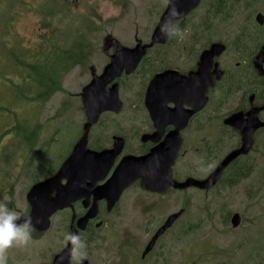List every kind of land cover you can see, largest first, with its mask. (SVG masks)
<instances>
[{
    "label": "rangeland",
    "instance_id": "374dc122",
    "mask_svg": "<svg viewBox=\"0 0 264 264\" xmlns=\"http://www.w3.org/2000/svg\"><path fill=\"white\" fill-rule=\"evenodd\" d=\"M66 4L65 0H0V203L7 204L18 216L28 205L26 195L31 186L44 179L49 170L56 172L81 137L86 122L81 94L115 52L112 41L118 40L125 47H133L139 41H150L166 7L165 0H79L71 9ZM196 16L199 22L202 18L200 12ZM247 19L243 16L229 21L212 38L211 42L221 39L229 46L222 59H242L235 53V42L240 26ZM74 21H78L81 27L69 25ZM187 30L182 32V39L177 37L180 42L176 43L175 49H169L167 61L151 64L154 71L160 70V65L177 64L179 58L183 67L187 65L183 61L188 59L187 52L182 51L181 46L190 39L191 33ZM258 41L253 36L250 49L255 50ZM53 42L83 56L84 63L63 76L64 91L55 93L49 101L42 104L23 101L16 96L15 87L25 81V72L18 69L14 57L8 52L13 50L15 56L27 59L25 62L31 65L33 56L43 51L41 47ZM205 45L207 42L204 40L202 48ZM202 48L200 44L194 46L196 52ZM157 52L151 53L149 58L157 57ZM144 78L142 73H137L132 78L137 87L130 91L122 90L125 106L123 114L117 117L122 121L132 116V124L137 127H141L139 82ZM15 124L27 125L32 128L30 132L35 127L38 129L29 135V139L27 136L18 138L14 133ZM109 125L107 117L102 128L96 127L91 131V144L97 145L99 133L103 136L109 134ZM213 133L216 134L217 130L213 129ZM213 145L225 152L234 146V142L223 139L218 143L214 141ZM131 147L135 151L136 143ZM262 157L258 150L253 160L239 166H247L252 173L234 186L230 184L232 174H225L210 191L191 188L187 192L162 197L157 202L159 210L152 212L154 217L127 209L123 220L109 222L100 231L102 237L115 242L112 263L143 264L135 249L142 252L144 233L154 231L162 217L186 207V214L165 238L167 244L173 238L176 246L170 252H164L160 264H264ZM193 164L202 166V170L195 166V170L202 174L203 164L199 155L194 157ZM136 198L147 200L139 185L130 189L125 201L133 203ZM131 206L134 203L128 207ZM235 213L242 217L237 228H233L231 223ZM10 251L12 249L8 253ZM102 255L98 257V264H102ZM103 264H107L106 260Z\"/></svg>",
    "mask_w": 264,
    "mask_h": 264
},
{
    "label": "flooded vegetation",
    "instance_id": "af4514ba",
    "mask_svg": "<svg viewBox=\"0 0 264 264\" xmlns=\"http://www.w3.org/2000/svg\"><path fill=\"white\" fill-rule=\"evenodd\" d=\"M65 1L67 2L66 7L68 9H71L75 6L76 2H79V0ZM168 4L163 10L156 27L165 13ZM199 12L202 18L197 22L196 15ZM243 16H246L248 19L240 26L237 42H235V53L240 54L242 59L239 61H235V59L224 60L222 59V56L228 51L229 46L221 39H216L214 42H211V40L228 25L229 21ZM189 18L190 20L188 21ZM71 24L73 26L76 24L79 28L81 27L78 21H74L69 25ZM175 25L178 26L181 32L188 29L187 31L191 33L189 41L181 45L182 51L187 52L186 56L188 59H183V61L187 62V65L183 67L179 58L177 64H170L168 67H162L160 70L154 71L151 64L155 62L158 64L159 61H167L168 55L170 54L169 49H175L176 43L178 42L179 44L180 41H177V37L173 36L169 38L166 44H156L148 50V55L144 57L133 74L128 75L123 73L121 77L116 79L115 82L119 84V94L123 102L122 110L120 112H103L98 123L92 127V130L96 127L102 128L108 117V121L110 122L108 127L110 129L109 134L103 136L102 133H99L98 138H96L97 145L91 144L89 138L90 149L97 151L113 149L116 140L118 139L122 140L124 144L123 150L118 155L111 171L103 180H99L95 187H100L107 182L123 157L127 155L145 156L151 153L156 147L164 145L168 146L173 138L174 140L181 141L182 144L176 163L173 166L174 179L180 182H183L188 178L204 180L213 173V171L231 152L241 148L243 144L242 132L251 121L258 119L261 123L264 122V74H261L257 67V56L264 49V0H200L198 7L184 19L176 21ZM77 31L81 32V29H78ZM201 33L203 34L201 37L202 42L205 40L207 45L202 48L201 44L202 50L196 52L194 46H196V40ZM253 36L260 40L258 41L255 50H252L249 47V43L252 42ZM150 42L151 38L150 41L146 43L139 41L133 47L129 48H134L138 45H144ZM216 43L225 45L226 50L221 56L215 57V65L208 68L207 71L208 76L217 77L215 71L221 70L223 72L222 78L216 80L215 85L209 86L208 88L206 87V84L196 85L193 82V77L199 70L201 61L200 56L204 50L209 49ZM112 45L116 48L114 53H116L121 47V43L118 40L112 41ZM155 51H158V56L155 58H149V55ZM246 51L247 53L244 54ZM114 53H112L111 56ZM35 56L36 54L31 60L34 61ZM216 64H218V66ZM18 69H20V67H18ZM170 69L178 72V74L174 76L177 83L172 85L176 91L184 90L186 88L194 91L197 87L203 89L206 97L202 96L201 99L204 101L207 98V102L203 108H197L200 103L199 97L197 98L196 95L186 96L177 93L175 95H164L160 94V92L148 95L155 75L159 72H164ZM137 73H142V75L145 76L144 80L139 82L141 127L132 124V116L125 118L122 121L117 119V117L123 114L122 112L125 106V101L122 98L121 92L126 89L130 91V89L137 87L138 84L132 81V78L136 77ZM24 76L25 81L18 83V85L26 82L27 78L29 79L28 82L31 81L28 74L24 73ZM112 85L113 84H111V86ZM170 86L171 85L166 83L162 84V87L165 88ZM15 90L17 92H23L21 87H18V89L15 87ZM31 93L35 94V89H32ZM153 104L155 105V112H152L150 108V105ZM234 115L241 116V128L238 130L226 123V121ZM25 126L24 129L19 125L17 126L18 138L19 136L26 137V133H24L23 130L32 129L27 125ZM213 129L217 130L216 134L213 133ZM27 134L31 135V132ZM28 137L29 136L26 138L29 139ZM223 139L233 140L234 142V146L225 152L215 149V146L213 145L214 141L218 143ZM252 139V148L250 152L241 155L232 161L224 170L216 186L222 181L225 174H232L233 178L235 168L253 160L254 154H256L258 150L259 155L263 156L262 160L264 161V127H260L256 130ZM134 142L136 143L135 151H133L131 147ZM129 149L132 151H129ZM196 155L200 156V163L203 164L202 174H199L195 170V166L199 167L201 170L202 166L193 164V159ZM210 164H214V168L209 169L208 165ZM243 171H247L249 174L252 173L248 168H243ZM55 173H53L52 176ZM50 176L51 175H49V177ZM49 177L47 176L41 181L46 180ZM41 181L33 184L27 192L26 199L28 205L26 206L25 211L20 213V218H27L29 216L32 208L28 200V194L33 186ZM66 182V180L63 181V183ZM88 183H91V181H88ZM136 185H139L142 194L147 200L136 198L133 202L134 206L128 207L133 203L125 201L126 194ZM216 186L203 191H210ZM191 188L199 189L198 187H189L183 190H178L171 187L164 193H158L143 189L141 187V180H137L123 192L120 199L111 209L109 208V202L107 199L103 198L98 200V213L94 218L89 219L87 226L84 229H82V224L80 223L81 219L88 214L91 207L94 205L95 197L92 195L90 197L78 199L72 202L70 206L56 212L52 216L48 230L39 231L33 228L31 243L26 247L12 248V251L8 253L7 263L65 264V259L62 260V258H59L67 248L64 237L67 234L76 231L87 244V257L83 259L82 264H98V257L102 255L101 252H104V255H102V264L105 260L107 264H113L112 259L116 252L115 242L100 235V231L107 227L109 222L117 223L118 221L123 220L126 217L125 212L127 209H133L142 215L150 214L154 217L152 212L159 210L157 202L162 197H165L166 195H174L177 192H187ZM55 195L56 194L54 193L53 196L55 197ZM181 210H185L183 215L176 220L171 228L160 236L153 248L146 253L150 241L156 232L164 225L168 217ZM179 211H173L167 216L162 217L159 225L154 231L149 230L144 233L146 238L142 245V252L140 253V251L138 252L135 249L137 257L143 264H160L164 257V252H170L175 248V240L172 238L167 244L165 238L169 236L172 230L174 231L179 220L186 214L187 208L183 207ZM187 247L188 246L185 247L182 253L187 251ZM11 253H13V256ZM10 260L12 262H10Z\"/></svg>",
    "mask_w": 264,
    "mask_h": 264
},
{
    "label": "water",
    "instance_id": "95a60500",
    "mask_svg": "<svg viewBox=\"0 0 264 264\" xmlns=\"http://www.w3.org/2000/svg\"><path fill=\"white\" fill-rule=\"evenodd\" d=\"M200 4V0H169L168 7L163 14L158 26L152 34L151 42L138 45L134 48L121 46L120 49L111 56L110 62L105 66L100 75L95 76L92 81L84 87L82 91V101L85 108L87 122L84 125V134L78 140L73 148L71 155L64 161L59 170L50 178L43 180L33 186L28 194V200L31 204V212L28 217L31 218L32 227L39 231H46L50 227L51 217L59 210H63L70 204L83 197L94 195L95 203L86 216L81 219L82 229L87 226L89 219L94 218L98 213L97 201L107 199L109 208L120 199L123 192L137 180H141V187L145 190L164 193L173 187L183 190L189 187H198L201 190L210 189L218 183L224 170L228 165L241 155L248 154L252 148V137L256 130L264 127L258 119L253 120L243 130V144L241 148L231 152L224 161L213 171V173L204 180L188 178L180 182L173 177V166L176 163L179 151L182 147L181 141L174 140L168 146H159L145 156L127 155L123 157L112 176L107 182L95 187L99 180H103L113 168L118 155L122 152L124 144L122 140H116L113 149L102 151L89 148V134L92 127L98 123L100 116L105 111L120 112L123 108V102L119 94V84L116 79L123 73L133 74L148 50L156 44H166L169 36L161 31L162 24L169 18V12L174 6L179 15L174 23L187 17ZM117 45V44H116ZM226 50V46L220 43L213 44L209 49L202 52L200 58L199 70L193 77V82L197 84H206V87L214 86L216 80L222 78L221 70L215 71L217 77L208 76L207 69L215 65V57L221 56ZM264 49L257 56V67L261 74H264ZM218 66V64H216ZM178 72L170 69L159 72L155 75L149 89V94L160 92V94H184L186 96L196 95L199 97L198 109L205 106L207 98L203 101L202 96L205 92L201 87L194 91L188 88L177 90L172 86L177 83ZM115 82V83H114ZM171 85L168 88L162 87V84ZM111 84H113L111 86ZM151 111L155 112V105H150ZM241 116L234 115L226 123L240 129ZM122 139V138H121ZM66 180V183L63 181ZM91 181V183H88ZM56 194L55 197L53 194ZM185 210H181L168 217L164 225L156 232L150 241L146 253L149 252L156 241L169 228L173 226ZM27 217V218H28ZM21 218L18 223L24 219ZM242 217L239 213L234 214L231 223L233 228L240 226ZM74 234L78 232L74 231ZM80 236V234H78ZM59 258L65 259V264H69L68 247L63 251Z\"/></svg>",
    "mask_w": 264,
    "mask_h": 264
},
{
    "label": "trees",
    "instance_id": "16d2710c",
    "mask_svg": "<svg viewBox=\"0 0 264 264\" xmlns=\"http://www.w3.org/2000/svg\"><path fill=\"white\" fill-rule=\"evenodd\" d=\"M202 33L199 34L198 39L196 40V46L202 44ZM50 42V39H49ZM43 51L37 53L34 57V61L31 65L25 62V59H21L14 55V51L10 50L9 55L14 57L16 65L20 67L26 74L31 78L30 82H24L21 85H17L16 88L21 87L23 92H17L16 96L22 99L23 101L36 102V103H45L49 101L53 95L57 92L64 91L62 85L63 76L70 72L75 66L82 65L84 63L83 56L77 55L70 50L63 49L56 45L54 42L48 45H43L41 47ZM161 68L163 65H160ZM35 89V94L31 93V90ZM18 124L15 126L14 133H17L18 136ZM21 127V126H20ZM26 126H22L24 129ZM38 129L35 127L32 132ZM26 133V136H29L27 133L30 130H23ZM83 134V129H82ZM243 168L247 166L236 167L233 178L230 180L231 186L238 184L246 175H249L247 171H243ZM52 170H49L46 174V177L54 173Z\"/></svg>",
    "mask_w": 264,
    "mask_h": 264
},
{
    "label": "clouds",
    "instance_id": "9594fccd",
    "mask_svg": "<svg viewBox=\"0 0 264 264\" xmlns=\"http://www.w3.org/2000/svg\"><path fill=\"white\" fill-rule=\"evenodd\" d=\"M169 0H165L167 5ZM179 13L173 6L169 12V18L162 24L161 31L169 37L183 38V33L175 25L174 21ZM214 164L208 168H214ZM21 218L17 213L8 208L7 204L0 203V264H7L8 251L14 247L22 248L28 246L32 241V221L28 217L18 223ZM65 245L68 247L70 264H82L87 257V244L78 235L69 233L64 237Z\"/></svg>",
    "mask_w": 264,
    "mask_h": 264
}]
</instances>
